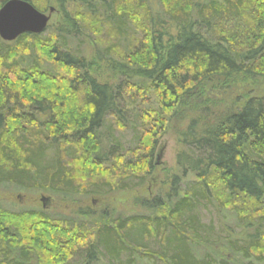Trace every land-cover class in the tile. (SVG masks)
I'll list each match as a JSON object with an SVG mask.
<instances>
[{"label":"trees","instance_id":"16d2710c","mask_svg":"<svg viewBox=\"0 0 264 264\" xmlns=\"http://www.w3.org/2000/svg\"><path fill=\"white\" fill-rule=\"evenodd\" d=\"M24 1L62 22L0 41L1 188L102 199L147 186L173 123L179 147L144 214L0 207V264H264V96L195 100L215 79L264 80V0Z\"/></svg>","mask_w":264,"mask_h":264},{"label":"rangeland","instance_id":"374dc122","mask_svg":"<svg viewBox=\"0 0 264 264\" xmlns=\"http://www.w3.org/2000/svg\"><path fill=\"white\" fill-rule=\"evenodd\" d=\"M54 9V12L50 14L49 22L47 27L56 28L61 22L62 18L60 12L53 6L50 2L46 6L42 13L48 14L50 8ZM46 27V28H47ZM87 58H92V51L90 46L86 48ZM93 76L98 80H105L109 76L106 70H103L100 66L98 69H94ZM92 74V73H91ZM262 97L264 96V80L256 79L253 82L246 81L242 82L239 79L221 80L219 78L214 81H210L204 84L197 95L196 103L197 109L203 107L211 106L215 111L220 112L224 110H232L234 107H238L242 104V100L249 97ZM209 107L211 111L212 108ZM197 109L193 111V116L197 117ZM177 123H173L172 127L164 137L161 138L159 145L156 149L158 167L155 171L153 177L146 184L144 189H133L130 192H118L113 193L110 196L104 197L102 199L90 196L87 202H83L82 197H76L74 201L61 200L56 196L48 195L45 193H35V192H24L17 191L13 192L11 188L3 189L0 187V207L4 209H10L13 211H18V209H35L41 212L48 213L53 220L55 218L60 219L70 217L76 222L80 219L76 217L79 211L89 210V213L98 214L101 210L105 211L108 209V213L111 211L115 213H121L128 216H134L135 214H144L143 210L139 207L140 202L145 200H151L156 197L155 195H163L168 184H164L167 179L174 174L175 171V157L178 151V139H176V127ZM183 125V124H181ZM181 125L179 126L181 129ZM178 126V125H177ZM184 126V125H183ZM128 139V138H127ZM41 197H48L49 201L46 207L42 208ZM107 213V214H108ZM108 214V215H109ZM203 221L208 223L210 221L209 216L204 215ZM212 223L216 225L217 219L212 216ZM83 220V219H82ZM81 220V221H82ZM81 259L75 261V264H86L84 261L80 263ZM145 264L143 261L138 264ZM99 264H107V260L104 256L100 257Z\"/></svg>","mask_w":264,"mask_h":264},{"label":"water","instance_id":"95a60500","mask_svg":"<svg viewBox=\"0 0 264 264\" xmlns=\"http://www.w3.org/2000/svg\"><path fill=\"white\" fill-rule=\"evenodd\" d=\"M33 8L28 2L22 0H9L0 6V41L12 43L24 34L38 35L45 32L50 14ZM42 208L46 207L49 199L41 197Z\"/></svg>","mask_w":264,"mask_h":264}]
</instances>
